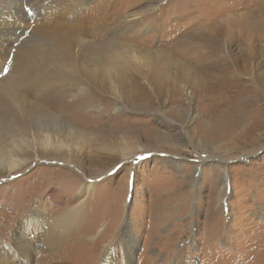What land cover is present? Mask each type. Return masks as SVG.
<instances>
[{"label":"rangeland","instance_id":"obj_1","mask_svg":"<svg viewBox=\"0 0 264 264\" xmlns=\"http://www.w3.org/2000/svg\"><path fill=\"white\" fill-rule=\"evenodd\" d=\"M114 1L123 17L106 40L123 35L124 16L144 12L146 31L125 38L148 47L147 57L118 73L120 99L108 82L104 96L32 99L35 107L63 101L54 114L87 136L68 142L71 158L34 160L0 179V246L13 245L22 220L34 234L36 206L54 218L85 198L79 232L33 249L27 264H104L106 244L115 264H264V0H107L98 13L89 0L78 16H101ZM27 31L11 36L10 48ZM247 53L250 72L240 68ZM227 64L239 68L225 75ZM135 85L145 87L137 106ZM175 85L182 102L169 97ZM101 99L112 103L107 110ZM86 177L93 188L78 191Z\"/></svg>","mask_w":264,"mask_h":264},{"label":"bare ground","instance_id":"obj_2","mask_svg":"<svg viewBox=\"0 0 264 264\" xmlns=\"http://www.w3.org/2000/svg\"><path fill=\"white\" fill-rule=\"evenodd\" d=\"M88 1L0 0V179L24 169L34 160L42 158L53 160L57 157L71 158L72 149L68 142L87 136L77 129L71 130L72 122L69 124L54 114V111H58V104H60L59 106L64 104L58 96L56 99L62 101L61 103L46 99L45 102H41L43 105L35 107L37 104L34 100L36 97L39 98V93L64 95L73 94L75 90L74 95L87 93L83 98L86 99L91 95L102 96L108 82L110 89L120 99L118 73L125 72L127 68L133 67L139 61L143 62L147 57L145 54L149 50L148 47L139 46V43L133 42L134 35H129L130 41L125 38V33H132L134 28L139 29L140 32L146 31L148 25L141 23L145 20L143 19L144 12L124 16L122 19L124 22L122 28H125L123 35L113 36L106 40V37L108 38L117 29L116 27L120 23L119 17H123V15L117 16L119 10L114 9V1L110 4L113 7L110 12L106 10L103 15L94 18L88 16H84V19L80 18L78 9ZM106 1L93 0L97 6L94 8L95 13L102 10L103 3ZM153 8L156 10V7ZM56 15L60 18L70 15V18L73 16L76 19H73L75 22H62L54 19ZM39 18L44 20L41 22ZM29 19H38V21L34 20V24H29L27 23ZM24 28L28 30L26 39L20 42L16 41L15 49L10 48L8 44H11V36L17 35ZM215 43L218 44L217 41ZM215 49L217 50V45L214 46V51L211 50L207 54L214 55ZM246 56L247 58L240 68L250 72L251 68L247 62L248 58L252 59L253 56L250 53H247ZM4 59H8V61H4ZM237 68L239 67L236 65L227 64L222 71L227 75L233 70L236 71ZM183 70L185 71V68ZM192 74L195 73H191L190 78L193 81L190 82L197 85L193 87V92L195 96L203 97L207 91L204 92L202 82L199 78L194 80ZM230 75L232 76V74ZM195 76L199 77L197 74ZM190 78L186 77L188 80ZM130 79L133 83L134 77ZM130 79L128 80L130 81ZM134 89L137 90L133 93ZM144 89L145 87L140 85L132 87V93L129 94L132 105L137 106V103L143 99L138 94L142 93ZM201 90H203L202 93H200ZM152 92L160 98L164 95L162 90L155 92L153 89ZM182 94L181 89L175 85L171 88L169 97L173 101L182 102ZM103 99L101 101L105 106H101L103 110H107L106 108L110 107L112 103L109 99ZM21 112H23L22 118H20ZM67 127L69 131L66 130V133H62L61 130L67 129ZM124 154L129 155L130 153ZM67 162L71 161L67 160ZM72 173L75 174L74 171L69 174L72 175ZM53 178L51 177V179ZM93 182L89 177L80 179L78 191L91 190L94 186ZM85 202V198L80 199L77 205L65 207L66 210L54 218L51 217L52 215L51 218L47 216L40 205L36 206L33 217L34 234H28L25 222L20 221L14 230L13 245L2 244L0 246V264H27L33 249L61 244L62 241L68 240L72 234L76 235L79 230H76L75 226L77 224L84 225L83 222L80 223L79 219ZM105 225L106 223H103L101 227H105ZM83 236L84 234L78 235L77 238L81 240ZM123 245L125 248V243ZM110 248V245H104V264H115ZM125 251L129 254L131 248L130 251L125 248Z\"/></svg>","mask_w":264,"mask_h":264}]
</instances>
